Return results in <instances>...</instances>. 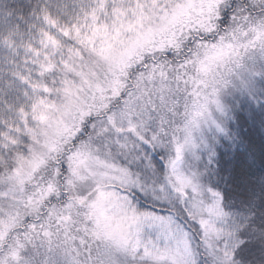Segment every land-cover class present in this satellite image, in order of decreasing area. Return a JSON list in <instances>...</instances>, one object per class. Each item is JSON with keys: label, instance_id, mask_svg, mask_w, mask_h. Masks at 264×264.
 I'll return each mask as SVG.
<instances>
[{"label": "rangeland", "instance_id": "1", "mask_svg": "<svg viewBox=\"0 0 264 264\" xmlns=\"http://www.w3.org/2000/svg\"><path fill=\"white\" fill-rule=\"evenodd\" d=\"M227 1L95 0L89 25L79 28L83 50L62 31L69 41L59 38L43 56L35 73L42 70L47 79L29 89L31 108L17 110V127L1 148L0 264L30 240L35 248L29 245L22 256L38 252L37 264L46 255L54 264H96L98 249L117 254L122 264H144L137 249L163 255V264H199L184 226L155 216L142 201H129L122 189L139 178L154 194L152 201L175 199L179 193L167 190L171 170L145 179L141 139L156 137L152 143L161 151L173 137L183 143L186 136L208 133L225 115L223 97L242 78L251 79L256 58L264 61V28L255 14L239 8L229 25L220 24ZM249 4L264 6V0ZM166 55L177 59L162 62ZM129 120L135 126L131 135ZM69 173L86 179L77 191L91 194L82 209H73L77 222L65 231L49 220L48 210L62 207L56 194L71 191L64 184ZM202 213L205 222L197 226L193 220ZM191 214L183 215L200 233L206 256L225 262L231 242L227 217L210 215L201 205Z\"/></svg>", "mask_w": 264, "mask_h": 264}, {"label": "trees", "instance_id": "2", "mask_svg": "<svg viewBox=\"0 0 264 264\" xmlns=\"http://www.w3.org/2000/svg\"><path fill=\"white\" fill-rule=\"evenodd\" d=\"M94 1L0 0V155L3 143L17 127V110L22 106L28 107L27 110L31 108L32 95H26L31 93L29 89H37L40 80L47 79L44 71L37 74L35 71L44 62L43 56L45 58L52 45L59 38H66L62 31H68L69 38L75 39L79 50H83L79 28L89 25V9L93 7L90 4ZM227 2L220 13L222 26L229 25L231 13L241 8L244 14H255L264 28V6L253 7L249 0ZM176 59L166 55L162 62H175ZM255 62L256 72H264L261 57ZM244 64L238 68L234 66L233 74ZM246 65L250 68L249 64ZM234 86L235 91L223 97L226 111L220 120L224 121L230 138L221 139L216 147L213 171L203 178L206 187L211 184L225 195L223 211L229 213L227 222L231 229V242L226 249L228 259L215 263L207 257L200 233L183 214L179 218L196 243L199 264H264V239L260 238L264 233V103L256 107L258 100L264 99V91L257 92V100L247 94L248 88L264 89V76L254 77L252 74L251 79L245 81L242 78ZM144 157L145 154L140 163H147ZM153 167L156 168L154 179L161 178L164 166L155 159ZM233 169L235 174H231ZM142 203L148 209L154 208V201ZM245 240L249 243L237 252ZM233 253L235 258L229 259Z\"/></svg>", "mask_w": 264, "mask_h": 264}, {"label": "snow or ice", "instance_id": "3", "mask_svg": "<svg viewBox=\"0 0 264 264\" xmlns=\"http://www.w3.org/2000/svg\"><path fill=\"white\" fill-rule=\"evenodd\" d=\"M7 15L10 17L11 14ZM181 67H184V65H181ZM253 76H264V72H254ZM258 91H264V89L256 90L254 87L248 88L247 94L252 100H257ZM262 103H264V99L258 100L256 107H259ZM128 123L129 127L127 131L131 135L135 132V126L131 120ZM113 127H115L114 122ZM229 138V131L224 121H216L214 127L210 128L208 133L201 135L199 138L186 136L184 142L181 143L177 138L173 137L169 145L165 146L160 152L155 151V144L152 143L156 137H152L151 140L146 137L142 138L140 142L145 152L144 160L147 161V163L142 162L141 164L145 179L156 177V168L153 167V164L155 159H158L160 164L164 166L166 174L171 170V174L167 176V190L179 193V195L175 196V199H168L166 201L157 199L154 201V208L150 209V211H153L154 215L158 217L167 216L169 221L181 228L183 225L180 224L176 213L179 212L191 217V208L196 205L203 206V211L208 212L210 215L214 214L219 218L228 217L229 213L223 211L225 204L224 193L211 184L205 187L203 178L213 171L212 166L215 162L217 145L221 139L226 140ZM201 166L203 167V171H201ZM60 174L58 170V175ZM231 174H235V169H233V173ZM80 180H85L86 183L85 178H74L69 173L64 180V184L68 185L71 191H63L56 194V199L62 202V207L53 205L48 210V218L55 224L58 230L67 231L68 224L77 222L72 217L73 209L77 211L82 209L83 205L87 203V196L91 194L87 188L77 191ZM134 183L141 189H146V184H141L139 178ZM160 191H165V188L162 187ZM208 197L211 198L210 201ZM47 199L51 200L52 196L49 195ZM156 209H160V211H156ZM237 215L242 214L237 213ZM200 222H205L203 220V213L199 221L193 220V223L197 226H199ZM29 228L35 231L34 224L29 225ZM40 228L45 237H50L51 233L45 229L43 224L40 225ZM260 238L264 239V233H261ZM248 243L249 241L245 240L236 251H242ZM29 245L35 248V243L30 240L28 244H21L20 248L13 249L8 264H37L38 252L34 253L32 257L24 258L22 256V251H27ZM4 247V244L0 243V254L4 252ZM49 251H52L50 246ZM136 251L141 260L144 261V264H163L165 259L163 255L152 256L147 249L143 252H140L139 249ZM234 258L235 253L229 257V259ZM89 260H92L91 247H89ZM39 264H54V262L46 255L43 260H39ZM96 264H122V261L117 254L98 249Z\"/></svg>", "mask_w": 264, "mask_h": 264}, {"label": "clouds", "instance_id": "4", "mask_svg": "<svg viewBox=\"0 0 264 264\" xmlns=\"http://www.w3.org/2000/svg\"><path fill=\"white\" fill-rule=\"evenodd\" d=\"M127 195L129 201L131 202H151L154 199V194L147 191L146 189H141L135 184L128 185L125 189H122Z\"/></svg>", "mask_w": 264, "mask_h": 264}]
</instances>
